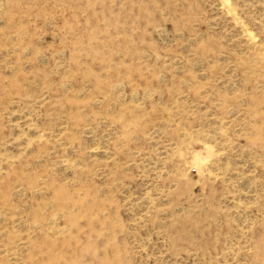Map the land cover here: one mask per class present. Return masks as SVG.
Listing matches in <instances>:
<instances>
[{"label": "rangeland", "instance_id": "rangeland-1", "mask_svg": "<svg viewBox=\"0 0 264 264\" xmlns=\"http://www.w3.org/2000/svg\"><path fill=\"white\" fill-rule=\"evenodd\" d=\"M0 264H264V0H0Z\"/></svg>", "mask_w": 264, "mask_h": 264}]
</instances>
